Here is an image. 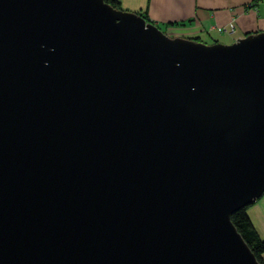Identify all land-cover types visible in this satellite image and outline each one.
<instances>
[{"label": "water", "instance_id": "obj_1", "mask_svg": "<svg viewBox=\"0 0 264 264\" xmlns=\"http://www.w3.org/2000/svg\"><path fill=\"white\" fill-rule=\"evenodd\" d=\"M264 31L168 36L105 0H0V264H263Z\"/></svg>", "mask_w": 264, "mask_h": 264}, {"label": "crops", "instance_id": "obj_2", "mask_svg": "<svg viewBox=\"0 0 264 264\" xmlns=\"http://www.w3.org/2000/svg\"><path fill=\"white\" fill-rule=\"evenodd\" d=\"M124 10L143 13L168 36L207 44L231 43L264 31V0H118ZM248 216L264 239V191L247 206ZM264 260V251L261 253Z\"/></svg>", "mask_w": 264, "mask_h": 264}, {"label": "trees", "instance_id": "obj_3", "mask_svg": "<svg viewBox=\"0 0 264 264\" xmlns=\"http://www.w3.org/2000/svg\"><path fill=\"white\" fill-rule=\"evenodd\" d=\"M105 1L116 8H121L118 0H105ZM140 14H142L145 17V19H147L145 14L143 13ZM247 206L248 204L242 205L234 209L230 213V219L235 225L238 232L243 237V239L246 241L251 251L256 256V258L261 263L264 264V260L262 259L261 256L262 251H264V239H262L259 236L258 232L254 228L246 210Z\"/></svg>", "mask_w": 264, "mask_h": 264}]
</instances>
